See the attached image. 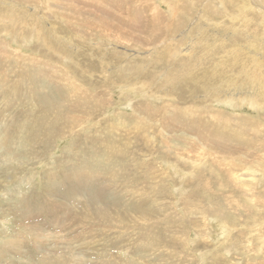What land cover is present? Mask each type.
Here are the masks:
<instances>
[{"label": "rangeland", "instance_id": "374dc122", "mask_svg": "<svg viewBox=\"0 0 264 264\" xmlns=\"http://www.w3.org/2000/svg\"><path fill=\"white\" fill-rule=\"evenodd\" d=\"M14 1L27 7L0 23V264H264V88H250L264 85V0H248L259 10L256 20L247 14L254 31L234 43L223 39L244 24V11L237 16L230 5L245 0H210L207 19L205 0ZM34 28L74 49L54 50ZM170 37L179 43L165 49ZM237 47L243 53L229 57ZM16 55L35 59L23 66ZM121 62L138 73L117 78ZM211 74L225 85L205 107ZM72 85L80 96L69 98ZM147 104L153 131L145 118L128 119ZM214 114L219 120L203 121ZM243 116L250 123L238 125ZM141 201L147 220L136 217Z\"/></svg>", "mask_w": 264, "mask_h": 264}, {"label": "bare ground", "instance_id": "6f19581e", "mask_svg": "<svg viewBox=\"0 0 264 264\" xmlns=\"http://www.w3.org/2000/svg\"><path fill=\"white\" fill-rule=\"evenodd\" d=\"M24 1H31V0H24ZM36 2H38V3H42V2H40L39 0H35ZM130 1V0H129ZM210 0H205V2H204V4H205V7H207V9L206 8H204V11H207V13H208V16L205 18V19H207L208 17H209V14L210 15H212L214 12H212L211 10H210V6L208 5L210 2H209ZM246 2L245 3H239V4H237V5H233V4H231L230 6H231V12H233V11H236V13H237V16H238V14H240V13H242L243 11H244V24L242 25V26H240L239 28H235V29H233V31L234 32H232V34H231V36L230 37H228L229 35H227V37H225L223 40H225V39H228V40H233V38L235 37V36H237L238 34H240L241 32H243L245 29H250V31H254L251 27H252V25H254V23L253 22H251V20H250V18H248L247 17V14L248 13H252V15H253V17H252V19L253 20H256V16H257V14H258V11H253V9H251L250 7L251 6H249L248 4H249V2H248V0H245ZM187 2V1H186ZM189 2V1H188ZM193 2V1H192ZM22 3H23V1H22ZM33 3V2H32ZM179 3V2H178ZM181 3H182V1H181ZM28 4V3H27ZM199 4H201V3H199ZM180 5V4H179ZM190 5V4H189ZM202 5H203V3H202ZM0 8H2V9H0V18H1V15H2V13L4 14V13H8V15H6V20L4 21V20H2L1 21V19H0V23H7V22H14V18H15V20L17 19L16 17H14V16H11L10 17V15H11V13L15 10V11H19L20 9V7H23L24 5H22V4H17L14 0H0ZM32 6V5H31ZM37 6V5H36ZM178 6V5H177ZM182 6V5H181ZM186 6V5H185ZM229 6V7H230ZM25 7V9H26V7L27 6H24ZM29 7H30V5H29ZM33 7V6H32ZM40 7V6H39ZM179 9H180V6L178 7ZM182 8V7H181ZM237 8V9H236ZM181 10V9H180ZM224 11H226V12H230V9L229 8H225V10ZM238 11V12H237ZM20 12V11H19ZM223 13V12H222ZM35 14V13H34ZM4 15H2V17H3ZM134 16V15H133ZM7 18L9 19V21L7 20ZM237 18V17H236ZM5 19V18H4ZM239 19V18H238ZM211 20H212V18H211ZM210 20V21H211ZM258 20V19H257ZM205 21H208V20H205ZM16 22V21H15ZM147 23H151L152 25H153V23L152 22H146V24ZM201 23H203V22H200V24ZM205 24H206V22H204ZM22 24L24 25V23L22 22ZM145 24V25H146ZM186 24V23H185ZM200 24H199V26H200ZM205 24H203L202 26H207L208 27V25H205ZM238 24V23H237ZM240 24V23H239ZM43 25V24H42ZM42 27V26H41ZM154 27V29L156 28L155 26H153ZM172 26L170 25V28H171ZM183 27V26H182ZM181 27V28H182ZM211 27V26H210ZM163 28H168V29H170L169 27H167V26H163ZM174 28H175V26H174ZM177 28V27H176ZM175 28V29H176ZM189 26H187V29H186V31L187 30H189ZM254 28V27H253ZM35 29V31L39 34V35H44V37H46V35H47V37L46 38H44L45 40L48 38V39H50V40H52V42H54V44H48V45H50V47L51 48H54V50H57V51H59V52H64L68 47H70L71 48V45H68V44H66V43H63V42H61L60 40H61V36H59V33H55V32H53L52 30V32L51 33H49L50 31H48V33L45 31V30H43L44 28H41V30H36V28H34ZM172 29V28H171ZM178 29V28H177ZM177 29H176V31H177ZM206 29V28H205ZM254 29H256V28H254ZM156 30V29H155ZM173 30V29H172ZM204 30V29H203ZM200 30V32H201V36H204V34L206 33V31L208 30V29H206V30ZM186 31H184V32H182L180 35L182 36V38H183V36H186L187 34H186ZM190 31V30H189ZM209 31V30H208ZM28 33H29V31H28ZM190 33V32H189ZM54 36H53V35ZM58 34V35H57ZM191 34V33H190ZM189 35V34H188ZM244 35V34H243ZM254 35V34H253ZM190 36V35H189ZM70 37V36H69ZM244 37V36H243ZM177 39V38H176ZM201 39H202V37H201ZM253 39H257V38H254L253 37ZM170 40H175L174 39V37L172 38V37H170L169 39H167L166 41H164L163 42V45L165 46V49L166 48H168L167 47V45L169 44H171L169 41ZM235 40V39H234ZM234 40H233V43H234ZM69 42V41H68ZM172 42V41H171ZM224 43H227V42H225V41H223ZM236 42V41H235ZM174 44H171L172 46L173 45H175V44H177V43H179V42H173ZM193 44H194V42H192ZM230 43V42H229ZM256 42H254V43H250V44H247V45H245V46H243L244 48H246V47H250L251 45H253V44H255ZM69 44H71V43H69ZM94 44V43H93ZM178 45V44H177ZM176 45V46H177ZM91 46H92V44H91ZM94 46V45H93ZM159 46V45H158ZM163 46V47H164ZM238 46V45H237ZM262 47L264 48V44L262 45ZM175 48V47H174ZM72 49V48H71ZM73 49H74V47H73ZM72 49V50H73ZM56 51V52H57ZM158 51H160L159 49H157L156 50V52H158ZM252 51H257L256 49H252ZM161 52V51H160ZM237 52H239L240 54H242L241 53V50H238V47L237 48H235V51H230V53L228 54V56L229 57H232V56H235V54L237 53ZM66 53V52H65ZM71 53V52H70ZM244 53H247V52H244ZM59 54V53H58ZM68 54V53H67ZM72 54V53H71ZM161 54V53H160ZM14 55V54H13ZM19 55H21L20 53H19ZM19 55H16V57H18V58H20L18 61L20 62V63H22L23 64V66L24 65H28V62H33L34 61V59L31 57V59H30V57H27V55L26 56H20L19 57ZM72 55H74V54H72ZM76 57V56H75ZM41 58V57H40ZM71 58H72V56H71ZM110 58V57H109ZM43 59V58H42ZM15 60V59H14ZM160 62L162 61V62H166V63H168L167 61L168 60H163V59H158ZM37 61V60H36ZM116 61V60H115ZM13 62V61H12ZM15 62V61H14ZM78 62V61H77ZM15 65H16V62L14 63ZM115 64H117V63H115ZM14 65V66H15ZM21 66V65H20ZM116 67H117V69H119L120 70V73H118V74H116V76H117V78L119 77V78H121V73H124V74H126L127 72H129V69H131V71H132V73H134V74H136V73H138V71L135 69V67H132V66H128V65H126L125 66V64H122V62L120 63V64H117L116 65ZM115 67V68H116ZM155 67V66H154ZM231 66L229 65V64H224V65H220L219 66V69H221V70H223L224 72L227 70V69H229ZM21 70V69H20ZM58 70L64 75V77H66V81L68 82V84H72L71 82H70V80H71V78H70V80L68 81V76L69 75H67L66 76V74H65V72L64 71H62V69H59L58 68ZM134 70V71H133ZM247 71H249V69L247 70ZM251 71V70H250ZM110 72V71H109ZM187 72V69H186V71H185V73ZM171 73H173V72H171ZM250 73V72H249ZM252 73H253V71H252ZM141 74V73H140ZM109 74H107L106 76H108ZM250 76H252V75H250ZM184 78H186L185 80H187V73L185 74V76H183ZM128 79V78H127ZM152 79V78H151ZM19 80V79H18ZM73 81V80H72ZM127 82H129V80H127ZM135 82H138V80H136ZM257 82H259L258 80H257ZM209 85H210V87L212 88V90L209 88V90H207L206 89V87H205V94H203V106H205V107H207V106H209L210 104H212L215 100H217V98H219L220 96H221V93H222V87L225 85V84H223L222 82H220V81H218V80H216V78L211 74V82H207ZM19 84L20 83H18L17 85H16V87L18 88V86H19ZM136 84L137 83H135L134 85L136 86ZM263 83H261V82H259V83H256V85H252V86H250V88H252L253 86L255 87V88H257V90H261L262 91V87L264 88V85H262ZM60 85V84H59ZM130 86V85H129ZM137 86H140L141 88H145V86H146V84H143L142 86L138 83L137 84ZM139 87V88H140ZM215 88H216V90H215ZM180 89V91H181V89H182V85L180 84V86L179 87H177V88H175V90H179ZM256 90V89H255ZM72 91L73 92H70L71 94H69L68 96H69V98H74L75 97V95L77 94L78 96H80L81 95V93H82V91H83V88H81V86L79 85H72ZM157 91V90H156ZM174 91V90H173ZM179 91V92H180ZM231 91V90H230ZM260 91V92H261ZM81 92V93H80ZM208 92L210 93L209 95H207L208 94ZM241 92H242V90H241ZM249 92V91H248ZM247 92V93H248ZM255 93H256V91H255ZM99 94V96H102L103 94H104V91H101V92H99L98 93ZM169 94H172V93H170L169 92ZM176 95V94H175ZM246 95V94H245ZM253 95V94H252ZM259 95V94H258ZM172 96V95H171ZM161 97L163 98V99H165V95H163V94H161ZM175 98H177V96H174ZM262 96H260V98H261ZM38 98V97H37ZM91 98V97H90ZM185 98V97H184ZM188 98H190V99H194V98H196V95L195 94H190L189 96H187V100H188ZM256 98H257V96H256ZM259 98V97H258ZM260 98H259V101H261L260 100ZM264 98V97H263ZM77 99V98H76ZM80 99H82V98H80ZM87 99V98H86ZM89 99V98H88ZM87 99V100H88ZM101 99V98H100ZM250 99V98H249ZM253 99V98H252ZM255 99V98H254ZM72 100V99H71ZM258 100V99H257ZM242 101V100H241ZM246 101V100H245ZM258 101V102H259ZM168 102V101H167ZM177 102V101H176ZM198 101H194V103L196 104ZM249 102V101H248ZM247 102V103H248ZM252 102L254 103V101L252 100ZM257 102V103H258ZM71 103V102H70ZM73 103V105H74V102H72ZM178 103V102H177ZM242 103H243V101H242ZM245 103V102H244ZM250 103H251V101H250ZM67 104V103H66ZM170 104V103H169ZM256 104V103H255ZM259 104V103H258ZM58 105H59V103H58ZM69 106L68 105V109L70 110V111H72V109H73V107L74 106ZM84 105V104H83ZM262 105V104H261ZM260 105V106H261ZM63 106H64V104H63ZM240 106V105H239ZM258 106V105H257ZM263 106V105H262ZM173 108H175V109H178V112H183L181 109H179L178 107H176V105H173L172 106ZM236 107V106H235ZM135 110H134V113H133V115H131V116H129V118L128 119H133V121L134 122H136V120H137V118H138V121H140L141 119H144L145 118V121L143 122V123H145L146 125H143L142 127L144 128V129H146V131H153V127L150 125V127H147V122H146V119H150L154 114H153V112L152 111H154V108L153 107H151L149 104H147V106H145V105H141L139 108H134ZM61 110V109H60ZM146 110V111H145ZM191 111V110H190ZM263 111V110H262ZM99 112V111H98ZM56 114H58L57 112H55ZM78 113V112H77ZM193 113H196L195 111H193ZM61 114V113H60ZM63 115H65L66 116V113H64L63 112ZM69 115V114H68ZM182 115V113H178V118L180 117ZM196 115V114H195ZM246 115V114H245ZM166 116H167V113H166ZM33 119H36V117H38V121L40 120V118H41V116H37L36 114H35V112H33ZM35 117V118H34ZM60 117V116H59ZM88 117V116H87ZM97 117V116H96ZM220 116L219 115H213V116H210V117H208V118H205L204 116H203V121L205 120V122L206 123H209L210 121H216V120H219L218 118H219ZM68 118V117H67ZM125 118V117H124ZM159 118V117H158ZM68 120V119H67ZM81 120V119H80ZM84 120H85V118H84ZM226 120H231V117L229 116L228 117V119H225V120H220V121H222V122H225ZM46 121V120H45ZM118 120H114V122L116 123ZM124 121V120H123ZM203 121H194L192 124L193 125H201V123L203 122ZM237 121V124L239 125L242 121H246L248 124L250 123V120H249V117L247 116V117H244L243 116V118H241L240 120H236ZM67 122V121H66ZM75 122V121H74ZM73 122V123H74ZM166 122V118H160V120L158 121V124L160 123V124H163V123H165ZM231 123H234L233 121H231ZM67 124V123H66ZM235 124V123H234ZM109 125V124H108ZM49 126V125H48ZM133 126H134V124H133ZM146 126V127H145ZM56 127V126H55ZM54 127V128H55ZM77 127V126H76ZM109 127H111V128H113V129H116L117 128V124L114 126V124L112 123L111 125H109L108 126V128ZM127 128V127H126ZM157 128V127H156ZM44 129V128H43ZM143 129V133H139L138 131H137V128H136V132L138 133V135H136L135 133H134V135L135 136H137V137H144L145 135V133H146V131ZM157 130V129H156ZM55 131V130H54ZM131 131H133V129L131 130ZM40 132H41V130H40ZM158 132L159 133H161L162 134V129H161V126L159 125L158 126ZM44 133V131L42 132V134ZM129 133H131V132H129ZM219 133H221V129L218 131V133L217 134H219ZM61 134V133H60ZM262 134V133H261ZM264 134V133H263ZM48 135V134H47ZM130 135V134H129ZM141 135H144V136H141ZM224 138H228L231 142H233L234 140H235V138L231 135V134H229V131H226V132H224ZM260 136V135H259ZM258 136V137H259ZM261 137V136H260ZM207 137H205V139H206ZM261 139V138H260ZM262 140V139H261ZM203 142V144H207L206 142H204V141H202ZM132 144V143H131ZM189 144V143H188ZM231 145H232V143H231ZM166 147H167V149H168V146L166 145ZM172 147V146H171ZM119 149H122V147H120L119 146ZM128 148H126V150H127ZM171 150H172V148H171ZM192 150V149H191ZM196 150V149H195ZM197 151V150H196ZM120 152V151H119ZM173 152L174 153H176L174 156H175V158L177 157H182V159L184 158V156H182V155H180V154H182L181 152H180V149L179 148H177L175 151L173 150ZM194 152V151H193ZM179 153V154H178ZM188 153V152H187ZM198 153H200V152H198ZM198 153H196L195 152V156H198L199 154ZM198 154V155H197ZM207 154V153H206ZM205 154V155H206ZM119 155V154H118ZM117 155V156H118ZM121 155V154H120ZM123 156V155H122ZM200 156V155H199ZM204 156V155H203ZM206 156H208V154L206 155ZM206 156H205V158H206ZM212 156V155H211ZM122 158V157H121ZM200 158V157H199ZM119 159H120V157H119ZM202 159V158H201ZM203 159H204V157H203ZM181 160V159H180ZM186 160H187V157H186ZM186 160H184V162L186 161ZM188 161V160H187ZM202 161V160H201ZM200 161V162H201ZM224 161H226V160H224ZM196 162V161H195ZM207 162H208V159H207ZM210 162V161H209ZM208 162V163H209ZM186 163V162H185ZM206 163V162H205ZM204 164V163H203ZM210 164V163H209ZM225 164H226V162H225ZM126 165V164H125ZM190 165V164H189ZM192 165V164H191ZM202 165V164H201ZM212 164H210V166H211ZM195 166V165H194ZM205 166H207L206 164H205ZM121 167V166H120ZM119 167V168H120ZM212 167H214L213 165H212ZM122 168V167H121ZM257 168V167H256ZM260 168V167H259ZM246 169V168H245ZM261 169V168H260ZM247 170V169H246ZM249 170V169H248ZM251 170V169H250ZM120 171V170H119ZM122 171V170H121ZM203 171V170H202ZM263 171V170H262ZM217 172V171H216ZM226 172H228V171H226ZM230 173H231V171H230ZM233 173V172H232ZM264 174V173H263ZM219 175H221V173L219 174ZM234 175V174H233ZM165 176V175H164ZM164 176H162V177H164ZM231 176V175H230ZM248 176H251V175H248ZM257 176V175H256ZM224 177V176H223ZM259 177V176H258ZM226 177H224V179H225ZM257 178V177H256ZM256 180V179H255ZM240 182V181H239ZM242 182V181H241ZM244 182V181H243ZM248 182V181H247ZM122 183H123V181H122ZM224 183V182H223ZM240 184V183H239ZM225 185V184H224ZM222 186V185H221ZM249 186V185H248ZM219 188H221V187H219ZM246 188V187H245ZM118 189V188H117ZM225 189V188H224ZM246 189H248V187L246 188ZM223 190V189H222ZM250 190H252V189H250ZM157 191V190H156ZM254 191V190H253ZM149 192V191H148ZM225 192V191H224ZM228 192V191H227ZM260 195V194H259ZM264 196V195H263ZM145 201H148V199H146ZM145 201H141L140 202V204H139V211L138 212H135V213H138L139 215H140V217L137 215L136 217L140 220V218H141V216L145 219V220H147L146 219V217H144V213H148L147 212V204L145 203ZM260 204L258 203V206H259ZM239 209V208H238ZM214 210V209H213ZM255 210H257V208L255 209ZM150 211V210H149ZM246 211V210H245ZM212 212V211H211ZM134 213V212H133ZM208 213V212H207ZM258 213V212H257ZM149 214H153V213H151V212H149ZM209 215V214H208ZM236 215V214H235ZM125 216V215H124ZM151 217H153V216H151ZM242 217V216H241ZM106 218H107V216H106ZM110 218V217H109ZM123 218H125V217H123ZM209 218H212V217H209ZM238 219H239V222L241 223V224H244V223H249V221H250V223L252 222V216L250 215L249 216V221L245 218H243L242 220H241V218L240 217H237ZM235 219L234 221H233V224H235V225H239V223H238V219ZM128 219V218H127ZM136 219V218H135ZM138 219H136V220H138ZM143 219V220H144ZM203 219H205V218H203ZM213 219V218H212ZM117 220V219H116ZM207 221V220H206ZM227 222V221H226ZM244 222V223H243ZM112 223V222H111ZM152 225L153 223H146V225ZM105 225V224H104ZM110 225V224H109ZM112 225V224H111ZM114 225V224H113ZM229 225V224H228ZM106 226V225H105ZM117 226V225H116ZM119 226V225H118ZM121 226V225H120ZM154 226H156L155 224H154ZM209 225H208V223H207V227H208ZM210 226H212V225H210ZM225 226V225H224ZM224 226H222V228H224ZM241 226H243V225H241ZM199 227V226H198ZM239 227H240V225H239ZM123 228V227H122ZM125 228V227H124ZM140 228V227H139ZM209 228V227H208ZM207 228V229H208ZM229 228V227H228ZM241 228V227H240ZM145 229V228H144ZM220 229V228H219ZM231 230V229H230ZM259 230H261V228L260 229H258V231ZM208 231V230H207ZM211 231V230H210ZM227 231V230H226ZM225 231V232H226ZM229 231V230H228ZM262 231V230H261ZM209 232V231H208ZM219 232V231H218ZM222 232V231H221ZM257 232V231H256ZM231 233V232H230ZM255 234V233H254ZM263 234H264V232H263ZM223 235V234H222ZM221 235V233H220V236H222ZM226 235V234H225ZM256 235H257V233H256ZM260 235H262V233L261 234H259V238H260ZM209 236V235H208ZM207 236V237H208ZM258 236V235H257ZM257 238V237H256ZM229 239V238H228ZM201 240V239H200ZM209 240H210V237H209ZM261 240V239H260ZM180 242H182V240H179ZM208 242H210V241H208ZM217 244V243H216ZM232 244V243H231ZM239 244V243H238ZM175 246H176V244H175ZM229 247V246H228ZM174 248V247H173ZM180 249V248H179ZM221 249H223V247L221 248ZM208 250V249H207ZM206 250V251H207ZM214 250V249H213ZM189 251H191V250H189ZM200 251V250H199ZM215 251V250H214ZM221 251H223V250H221ZM236 251V250H235ZM179 252V251H178ZM204 252V251H203ZM202 252V253H203ZM218 252H220V250H217V253ZM226 252V251H225ZM251 252V251H250ZM263 253V252H262ZM181 254V253H180ZM200 254V253H199ZM205 254V253H204ZM215 254H216V252H215ZM219 254V253H218ZM239 257H241V256H239ZM176 258V257H175ZM236 258V257H235ZM183 259V258H182ZM189 259V258H188ZM187 260V259H186ZM231 260V259H230ZM238 260V259H237ZM188 261V260H187ZM174 262V261H173ZM180 263V262H179ZM199 263V262H198ZM235 263V262H234ZM173 264V263H172ZM178 264V263H177ZM184 264V263H183ZM187 264H189V261H188V263ZM200 264V263H199Z\"/></svg>", "mask_w": 264, "mask_h": 264}]
</instances>
